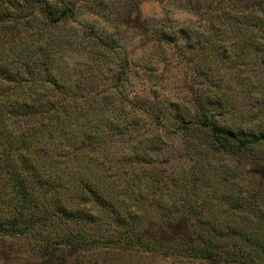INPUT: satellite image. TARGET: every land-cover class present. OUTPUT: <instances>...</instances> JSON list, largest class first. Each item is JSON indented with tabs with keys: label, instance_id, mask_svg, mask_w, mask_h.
Here are the masks:
<instances>
[{
	"label": "rangeland",
	"instance_id": "1",
	"mask_svg": "<svg viewBox=\"0 0 264 264\" xmlns=\"http://www.w3.org/2000/svg\"><path fill=\"white\" fill-rule=\"evenodd\" d=\"M209 1L215 7L222 1L230 6L245 5L246 0H207L197 11L182 0H78L74 15L59 22L46 18L47 2L53 6V14H58L54 0H0V93H13L17 85L26 93L70 96L75 89L69 88L68 77L70 81L76 77L82 83L92 81L91 87L81 85L82 94L106 91L96 98L106 104L94 117L97 124L93 125L97 139H104V143L101 141L89 154V144H82L78 134L73 139L47 140L50 150L44 156L52 162L56 159L57 167L32 194L37 201L30 200V204L34 213L37 210L48 215L45 229L49 232L42 234L53 245L51 254L45 251L46 242L31 232L19 236L0 232V264H73L76 255L82 254L87 259L102 241L98 234L106 236L107 215L116 211L132 215L134 209L142 213L145 224H150L145 227L147 237L159 240L164 248L154 257L134 250L119 253L130 264H200L164 256L165 247H172L175 235L160 225L168 224L166 218L172 215L165 216L168 210L160 209L153 190L159 185L167 187L168 165L188 167L200 154L207 153L211 159L230 162V168L243 177H254L255 189L261 188L264 167L254 156L259 149L250 155L221 154L210 145L207 122L203 121L221 115L222 124L250 134L241 139H254L252 131L264 127V47L259 50L251 45L246 38L250 29L237 27L229 30L227 43L219 44L215 39L217 27L209 24ZM246 2L264 10V0ZM49 34L55 40L51 46L46 40ZM95 36L99 45L88 53L82 45ZM72 37L82 44L69 46L67 51L62 48L61 60L54 58L51 69L59 82L50 88L47 50L52 47L59 52L60 41ZM86 144L88 147H84ZM56 153L65 157L58 160ZM69 157L74 160L66 162ZM90 158L91 164L86 162ZM78 162L83 170L89 167L101 175L103 182L96 186L99 192L95 201L100 198L105 203L107 219L87 197L90 193L82 194L80 179L73 181ZM160 165L164 175L158 170ZM120 168L125 169V178L135 175L131 182L141 188V195L124 196ZM221 178V173L215 178L209 173L210 180L204 178L200 186L203 193L206 184L215 186L220 180L217 186L225 195L217 202L216 215L230 200L225 198L229 186ZM83 205L93 212H85ZM52 228L61 230L59 237L54 236ZM77 231L84 232L87 242L76 243L72 236ZM66 239L71 243L63 242Z\"/></svg>",
	"mask_w": 264,
	"mask_h": 264
},
{
	"label": "trees",
	"instance_id": "2",
	"mask_svg": "<svg viewBox=\"0 0 264 264\" xmlns=\"http://www.w3.org/2000/svg\"><path fill=\"white\" fill-rule=\"evenodd\" d=\"M76 1L78 2V0H54L53 5L59 9L57 15L53 14L51 9L53 6L47 2L46 18L56 22L65 21L72 17L77 10ZM97 1L92 0L94 3ZM100 1L105 2V0ZM206 1L182 0L184 5L196 11L197 8L202 9ZM246 1H244L245 5L237 3L233 6L222 1L215 7L211 6V1H209L207 8L210 11L208 14L209 24L217 27L218 35L215 39L219 44L228 42L231 37L229 30L232 27L248 28L250 33L246 36L247 40L251 45L261 50L264 47V10L255 4L248 5ZM50 36L49 34L46 40L51 46L52 41L55 40H52ZM60 42L59 52L52 47L47 50L50 58L49 60L47 57V62L50 64L47 71L49 76L47 85L50 88L55 87L59 82L55 80L51 69L54 58L57 57L61 60L62 52L60 50L62 48L67 51L69 46L74 48L82 44L74 37ZM97 44L98 37L95 36L92 40L83 43L82 46L89 53L97 47ZM100 46L103 47L101 43ZM94 54L98 53L94 52ZM70 80L68 77L66 81L69 88L71 86L72 90L75 89L70 96L56 92L32 91L26 93V91H19L20 86L17 85H15L16 88H13L16 90L13 93H0V232L18 236L25 232H31L39 240L46 242L47 255L51 254L49 250L53 246L42 234L46 232L45 220L48 215L37 210L34 213L30 204V200L37 201V198L32 197V194L37 192V188L41 189L45 184L46 175L49 172L55 173L54 169L57 167L56 159L52 162L51 158L44 156L50 150L48 147L50 143L47 140L73 139L78 134L82 144H89V154L102 144L101 141L104 143V139H97L99 135H97V130L95 131L97 123L94 124V117L99 112L102 113L106 104L103 99L96 100V98L100 94H106V91L82 94L79 89L81 85L91 87L92 81L82 83L78 81L77 77ZM66 82L63 80L61 84L64 85ZM118 88H120L119 85ZM220 118L221 115H216L203 121L207 122L206 128L213 149L221 154L234 155L244 152L250 155L251 152L253 154L255 148H258V152L254 154L255 160L264 167V127L252 131L251 136H254V139H241L250 134L230 128L226 123L222 124ZM199 119L200 117L192 125L195 126ZM84 147H88L87 144ZM63 156L56 153L54 157L59 160ZM70 160H74V158L69 157L66 162ZM86 162L91 164V158ZM229 163L223 158L211 159L206 153L196 157L188 167L176 168L168 165L171 171L168 172L167 177L165 176L167 181L165 186L167 187L159 185L153 190V196L157 198V203L161 204L159 205L160 209L167 208L168 210L167 213L164 212L165 216L172 215L171 218H166L168 224L160 225L164 230L169 229L175 235L172 247H165L164 256L179 257L189 261L197 260L200 264L211 262L264 264V184L256 190L254 177H243L239 171L232 170ZM162 166L160 165L158 170L164 175L165 170L162 169ZM83 167L80 162L74 167L73 170L76 171L73 174L77 172V177L72 176L73 181L74 178L77 181L80 179L82 194L86 196L85 193L89 192L90 195L87 197H91L95 201V194L99 192L96 186L100 185L103 179L98 171L95 172L89 167H85L83 170ZM209 173L214 178L216 174L221 173V181L229 186V191H226L227 195L225 196L228 200L230 199L229 204L222 208L219 215L215 214L214 209L218 207L217 202L225 195L222 187L220 189L218 187L221 184L220 180L215 186L212 182L206 184L203 193L200 188L204 178L207 181L210 180ZM51 174L47 177L49 178ZM120 174L125 183L124 196L142 194L141 188L131 182L135 175H132L130 179L125 178V169L121 168L119 176ZM104 204L100 198L95 201V206L102 212V217L105 216L106 211L103 208ZM173 206L176 207L171 210ZM32 207L36 209L37 206ZM82 207L87 213L92 211L90 208L85 209L84 205ZM138 212L137 209H134L132 215H129L127 211L108 214L110 219L106 228H109L106 231V236L98 234L102 238V241L97 243L98 247L94 248L87 259L85 254L76 255L73 264H111L110 260H112V264H130L122 254H119L124 250H134L154 257L159 249L164 247L160 245L159 240L147 237L145 227L150 224H145L141 218L142 213ZM76 216L79 218L88 217L79 214ZM107 216H105L106 219ZM133 222H139V225H132ZM51 231L57 237L61 234V230L56 231L52 228ZM72 238L76 239V243L87 242L82 231L75 232ZM63 242L71 243L67 239ZM55 243L58 244V242Z\"/></svg>",
	"mask_w": 264,
	"mask_h": 264
}]
</instances>
